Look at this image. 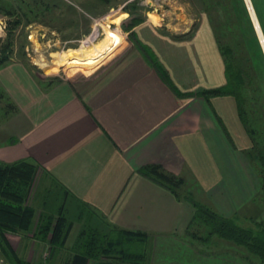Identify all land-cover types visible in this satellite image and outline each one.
I'll list each match as a JSON object with an SVG mask.
<instances>
[{"label": "crops", "instance_id": "0c3cea01", "mask_svg": "<svg viewBox=\"0 0 264 264\" xmlns=\"http://www.w3.org/2000/svg\"><path fill=\"white\" fill-rule=\"evenodd\" d=\"M208 27L192 36H174L143 18L129 28L131 50L95 82L42 86L25 68L5 63L7 79L13 73L17 78L3 82L5 88L18 90L24 84L31 92L23 101L26 116L20 129L11 135L19 143L0 142V159L36 162L42 172L36 190L59 183L73 202H85L105 221L145 233L146 264H244L236 253L245 252L244 247L215 237L191 240L199 229L188 226L190 199L209 205L187 195L189 183H198L217 212L228 216L235 211L226 199L232 185L225 181L226 168L211 162L217 141L225 146L214 114L216 97L207 102L195 93L224 82L223 62ZM149 164L184 178L177 196L139 172ZM43 200L34 196L37 213ZM3 235L8 249L0 247L6 261L0 264H15L8 254L19 256L25 244L20 246L12 233ZM71 239L50 259L52 264L64 262ZM32 244L38 251L45 246L39 239ZM226 252H233L235 261Z\"/></svg>", "mask_w": 264, "mask_h": 264}, {"label": "rangeland", "instance_id": "374dc122", "mask_svg": "<svg viewBox=\"0 0 264 264\" xmlns=\"http://www.w3.org/2000/svg\"><path fill=\"white\" fill-rule=\"evenodd\" d=\"M219 2L220 5H218ZM253 2L256 9L260 10L264 23V0H253ZM202 3V0H0V55L4 53L3 49L8 48L9 50L5 51L9 58L7 62L17 64L19 68H25L29 75L32 74L35 79H38L37 81L42 86L57 81L95 82L131 50L129 29L126 26L135 14H139L142 19L148 20L174 36H192L198 28L208 30V25L214 39L215 34L224 37L226 32L231 41L242 36L247 44H251L252 48L257 47L255 39L260 44L244 0H205V5ZM224 3L232 6L238 23H233L232 19L228 22L227 18L224 20L225 23L215 22V16L226 10ZM210 4L212 5L210 6ZM133 5H135L133 11L128 9L130 11L128 12L125 9L126 6L132 9ZM203 9L209 11L213 16L212 23L206 22ZM246 14H248L251 23H247ZM250 24L253 27H251L252 30ZM64 51L68 53L67 58L63 62L57 63L55 60L59 61L60 54ZM256 52L258 53L257 50ZM218 53L221 56L219 50ZM262 57L264 61V52ZM256 61L258 60L254 62ZM244 63L249 62L244 61ZM4 64L0 65V142L4 143L2 146H14L19 141H14L15 139H12L11 135L19 131V125L26 116L24 110L26 105L23 101L28 99L31 90L23 84V81L20 89L17 90L16 86L9 85L10 88L7 90L3 82L9 83L10 80L15 82L17 78L13 73L11 79H7V75L4 73L6 70L3 69ZM259 64L261 65L260 70L256 68ZM10 65L17 67V65ZM255 68L257 70L255 77L253 76L251 80L247 81L244 88V106L246 111L251 108L256 113L257 116L252 122L257 132L260 130L262 135L264 132V64L261 59L255 64ZM9 71L12 72V70ZM19 76L23 77L20 73ZM213 97H216L214 112L219 118H223V125L226 124V126L224 125L223 129L225 146H221L216 140L217 145L211 155V162L213 165L225 167V174L229 179L225 181H227V185L232 182L230 189L228 188L231 197L226 195V199L230 200V208L235 211L239 210L240 214L258 212V219H264V193L260 187L262 179L260 180L259 173L261 167H257V164L251 162V159L249 160L244 153L250 146V140L238 118L236 102L230 95ZM16 98L17 100L19 98L18 103ZM259 111L261 116L258 114ZM217 116H215L216 119ZM17 123L19 124L17 125ZM217 125L220 126L218 122ZM6 138L7 140L3 141ZM164 169L167 171L165 167ZM41 174V171H37L36 179L33 182L34 187L29 196L32 205L34 196L38 199L43 197L45 199L46 196L43 186L36 190L39 179L42 177ZM189 184L187 195L197 196L198 199L203 198L204 201L208 200L211 207V200L204 195L198 183ZM57 194L58 196H55ZM61 195L58 186L52 187L50 196L54 197L53 205L61 199ZM179 195L182 198L180 193ZM65 201L67 215L71 214L72 218H77L81 222H91L90 218H93L94 213L88 204L87 206L83 202L85 204L78 206L70 197H67ZM220 202L223 201L220 199ZM225 205L229 204L225 203ZM215 207L216 205L211 208L215 209ZM77 213L78 217L75 216ZM240 221L243 225L249 224L248 220L243 217ZM79 225L80 223L74 222L68 240L75 236ZM189 227L196 229L197 226L194 222ZM204 228L207 230L206 227ZM8 233H12L15 239L19 238L20 246L25 244L24 249L19 248V254L24 258L16 254L18 257L30 264L51 263V260H47L51 257V246L46 244L38 251L35 244L31 245V241L35 239L31 232H27L21 237L19 233L9 231ZM190 239L194 240V237H190ZM209 243L206 242L207 245ZM233 245L236 244L233 243ZM134 246L136 249L144 248V244L141 243L134 244L132 248ZM6 249H8L7 245ZM226 253V257L230 261L234 260L233 252ZM236 253L244 264H264V260L254 256L246 249L241 254L239 251ZM244 259L248 261L244 262ZM0 261L6 262L2 258ZM236 263L235 261L233 264Z\"/></svg>", "mask_w": 264, "mask_h": 264}, {"label": "trees", "instance_id": "16d2710c", "mask_svg": "<svg viewBox=\"0 0 264 264\" xmlns=\"http://www.w3.org/2000/svg\"><path fill=\"white\" fill-rule=\"evenodd\" d=\"M202 2L205 5V0H202ZM252 4L264 35L261 12L256 9L253 0ZM218 5H220V2ZM224 5L226 6L225 12H219L215 16V22L225 23L224 20L227 18L228 22L232 19L233 23H238L232 6L225 3ZM133 7L131 9L126 6L125 9L130 12L135 9V5ZM204 12L206 22L212 23L213 16L207 10H204ZM141 20L142 16L135 14L126 28L129 29ZM246 20L247 23H251L248 14H246ZM251 27L250 24V29ZM215 40L222 56L224 82L209 88H199L195 93L202 96L207 102L213 96L230 95L234 98L238 118L250 140V146L244 153L249 160L251 159V162L257 164V167H261V171H259L260 180L262 179L260 187L264 193V132L262 135L260 130L257 132L252 122L257 115L251 108L246 111L243 94L246 82L251 80L253 76L255 77L256 68L258 70L261 68L260 64L255 68V64L260 59L264 64L263 52L257 39H255L256 48H252L251 44H247L242 36L236 40H229L226 32L224 37L215 34ZM7 50L9 49L2 50L4 53L0 55V65L6 63L9 59L7 53H5ZM149 57V60L158 67L152 55ZM255 60L258 61L254 62ZM244 61L249 63H244ZM209 105L213 111L210 102ZM258 114L261 116L260 111ZM215 116L217 115L215 114ZM216 120L224 129L223 122L218 116ZM38 166L36 162L22 158L13 161L0 159V247L2 249H5L7 245L3 235L4 232L19 233L20 237L27 232H31L32 237L44 242L45 245L51 246V257L47 259L50 260L56 257L58 250L68 242L74 222H78L80 225L77 233L71 239L70 252L61 264H146L144 248L142 250L136 249L135 246L132 248L134 244H143L145 233L123 229L107 222L91 207L94 213L91 212L93 214V218H90L91 222H81L77 218H72L71 214H66L64 204L68 196L65 195L66 192L63 193L59 183H53L46 188L45 199L40 206V212L37 213V209L29 201V196L32 192L31 189L34 187L35 176L39 171ZM139 172L159 185L168 188L175 196L180 192L179 188L184 182L183 177L166 171L157 164L146 165ZM54 186H58L62 194L61 199L57 200L55 205L52 203L54 197L50 196L51 189ZM55 196H58V194ZM56 198L58 199V197ZM190 201L194 206V212L188 226L195 222L196 228L199 229L195 233L194 239L198 240L200 237L210 239L211 236V238L215 237L226 242H233L236 245H241L246 251L259 259L264 260V219H258V212L240 214V211L236 210L231 215L225 216L203 202L193 199H190ZM74 203L78 206L85 204L80 200ZM75 216L78 217V213ZM242 217L248 220V225L241 224ZM8 255V258L12 259L11 262L15 264H30L16 254L10 253Z\"/></svg>", "mask_w": 264, "mask_h": 264}, {"label": "bare ground", "instance_id": "6f19581e", "mask_svg": "<svg viewBox=\"0 0 264 264\" xmlns=\"http://www.w3.org/2000/svg\"><path fill=\"white\" fill-rule=\"evenodd\" d=\"M247 1V5H248V8H249V11H250V13H251V16H252V19H253V23L255 24V28H256V31H257V33L259 34V39H260V41H261V44H262V47H263V49H264V36L262 35V30H261V27H260V25H259V22H258V19H257V21H256V19H255V17L254 16H256V14H255V12H254V9H253V6H252V3H251V0H246ZM257 18V17H256ZM67 52L66 51H64V52H62L61 54H60V58H59V61H57V60H55L57 63H61V62H63L66 58H67Z\"/></svg>", "mask_w": 264, "mask_h": 264}, {"label": "water", "instance_id": "95a60500", "mask_svg": "<svg viewBox=\"0 0 264 264\" xmlns=\"http://www.w3.org/2000/svg\"><path fill=\"white\" fill-rule=\"evenodd\" d=\"M244 2H245V4H246V6H247V9L249 10V8H248V5H247V1L246 0H244ZM249 14H250V17H251V20H252V22H253V19H252V16H251V13H250V11H249ZM255 17V19H256V21H257V18H256V16H254ZM254 24V23H253ZM254 29L256 30V28H255V24H254ZM257 32V31H256ZM262 33V32H261ZM258 34V33H257ZM262 35H263V33H262ZM258 37H259V34H258ZM264 38V37H263ZM260 40V39H259ZM260 45L262 46V44H261V41H260ZM262 49H263V47H262ZM263 52H264V49H263Z\"/></svg>", "mask_w": 264, "mask_h": 264}, {"label": "built area", "instance_id": "2783aa9c", "mask_svg": "<svg viewBox=\"0 0 264 264\" xmlns=\"http://www.w3.org/2000/svg\"><path fill=\"white\" fill-rule=\"evenodd\" d=\"M45 254H46V252H45Z\"/></svg>", "mask_w": 264, "mask_h": 264}]
</instances>
